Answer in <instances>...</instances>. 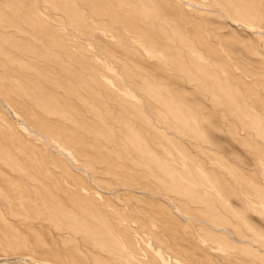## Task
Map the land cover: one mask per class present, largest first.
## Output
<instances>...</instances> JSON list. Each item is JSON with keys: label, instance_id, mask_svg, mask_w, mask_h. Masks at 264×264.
I'll use <instances>...</instances> for the list:
<instances>
[{"label": "rangeland", "instance_id": "obj_1", "mask_svg": "<svg viewBox=\"0 0 264 264\" xmlns=\"http://www.w3.org/2000/svg\"><path fill=\"white\" fill-rule=\"evenodd\" d=\"M0 264H264V0H0Z\"/></svg>", "mask_w": 264, "mask_h": 264}]
</instances>
